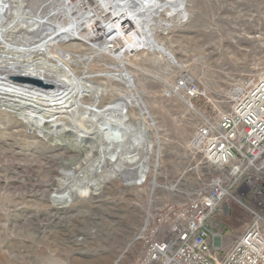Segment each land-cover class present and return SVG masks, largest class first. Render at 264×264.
I'll return each instance as SVG.
<instances>
[{
	"label": "rangeland",
	"instance_id": "rangeland-1",
	"mask_svg": "<svg viewBox=\"0 0 264 264\" xmlns=\"http://www.w3.org/2000/svg\"><path fill=\"white\" fill-rule=\"evenodd\" d=\"M186 11V18L171 20L169 27L154 26L156 39L174 61L148 49L127 55L126 69L135 83L130 91L105 75L111 64L119 65L113 57L80 42L61 44L71 50L77 75L101 90L98 108L114 105L130 92L142 98L148 113L133 104L127 120L139 127L142 119L149 130L128 132L123 147L130 151L116 159L131 151L143 156V144L151 141L144 182L123 180L125 169L137 171L136 166H115L118 173L105 182L95 162L77 168L88 155L98 162L108 142L96 134L101 117L79 124L86 105L95 103L89 91L82 95L85 105L43 124L45 133L57 131L51 138L30 126L28 111L0 104V264H112L122 255L132 260L139 249L133 241L146 215L167 202L187 200L188 191L209 183V165L192 147V135L204 117L231 109L234 87L264 72V0H186ZM108 46L119 52L124 43ZM181 77L192 80L203 96L189 102L176 93ZM119 115L116 111L118 121ZM75 125L82 126V137ZM140 134L143 144L132 145ZM116 148L107 151V159L116 157ZM86 186L90 194L77 196ZM67 191L65 200L56 198ZM250 220L237 202L216 216L215 231L224 238L220 252L233 246Z\"/></svg>",
	"mask_w": 264,
	"mask_h": 264
},
{
	"label": "bare ground",
	"instance_id": "bare-ground-1",
	"mask_svg": "<svg viewBox=\"0 0 264 264\" xmlns=\"http://www.w3.org/2000/svg\"><path fill=\"white\" fill-rule=\"evenodd\" d=\"M9 15L11 20L8 22ZM186 17V0H0V104L28 111L29 116L25 119L30 126L51 138L56 136L57 131L45 133L43 124L46 121L53 123L57 115L68 114L77 110L79 105H85L81 101L82 95L89 91L95 103L86 105L85 117L79 124L82 125L88 117L91 122L101 117L103 125L98 127L96 134L108 142L102 145V150H105L98 162L88 155L77 168H82L87 162H95L93 166H96L95 171L102 182L115 177L118 173L114 170L115 166H136L137 171H134L146 177L148 154L153 144L151 141L143 144L145 139L142 134L132 145H141L142 141L143 156L140 151L134 154L131 151L119 159L114 156L106 158L107 151L115 147L120 149L127 143L130 132L138 128L143 132L149 130L142 119L139 120V127L127 120L130 105L139 107L141 113H148L142 98L130 92L116 104L98 108L101 90L88 84L87 78L77 75L72 68L74 59L71 50L61 44L80 42V45H90L95 52L113 57L119 65L111 64L105 75L120 81L130 91L135 83L133 75L126 69L127 55L148 49L159 51L174 61L173 55L156 39L154 26L169 27L171 20ZM118 40L124 46L116 52L108 44ZM15 80L22 84L16 85L18 82ZM116 111L120 114L119 121ZM80 125H75L78 137H82L84 132ZM117 129L120 131L117 132ZM113 153L117 154L115 150ZM132 170L125 169L127 174L124 178L131 176ZM108 171V174L104 173ZM82 192L89 195L90 189L87 186L80 189L77 196L83 195ZM65 195L67 198L70 191ZM60 197L56 196L57 199Z\"/></svg>",
	"mask_w": 264,
	"mask_h": 264
},
{
	"label": "built area",
	"instance_id": "built-area-1",
	"mask_svg": "<svg viewBox=\"0 0 264 264\" xmlns=\"http://www.w3.org/2000/svg\"><path fill=\"white\" fill-rule=\"evenodd\" d=\"M174 90L189 102L203 96L187 77ZM231 95V109L204 117L192 135V147L209 165V183L188 191L183 202L150 211L133 241L139 244L135 258L125 261L122 255L112 264H264V72ZM233 202L251 220L233 246L220 252L224 238L213 220Z\"/></svg>",
	"mask_w": 264,
	"mask_h": 264
},
{
	"label": "water",
	"instance_id": "water-1",
	"mask_svg": "<svg viewBox=\"0 0 264 264\" xmlns=\"http://www.w3.org/2000/svg\"><path fill=\"white\" fill-rule=\"evenodd\" d=\"M38 83L42 84L41 81H38ZM119 131H120V130L117 129V132H119ZM114 142H115L116 144L118 143L117 140H115ZM115 148H116V147H115ZM116 149H117V148H116ZM129 149H130V146H129V147H125V148H124V147H121L120 149L118 148L117 150H115V152L117 153L116 155L118 156L119 153H121V152L126 153V152L130 151ZM117 156H116L115 158H117ZM133 170H134V169H133ZM133 170H132V171H133ZM146 173H147V171H146ZM126 179H129V180L126 181ZM145 179H146L145 176H144V177H141L140 174H139L138 172H136V173H134L133 175L131 174V176H128L127 178H124L123 180L126 181L128 184H139V183H142L143 181H145ZM66 195H68V194H66ZM66 195H65V196H66ZM65 196H63L62 198L60 197L58 200H60V201L65 200V199H66Z\"/></svg>",
	"mask_w": 264,
	"mask_h": 264
}]
</instances>
